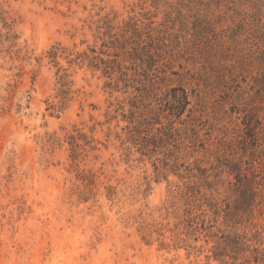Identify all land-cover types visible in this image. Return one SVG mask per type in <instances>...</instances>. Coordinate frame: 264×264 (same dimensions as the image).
I'll return each mask as SVG.
<instances>
[{
  "label": "rangeland",
  "instance_id": "obj_1",
  "mask_svg": "<svg viewBox=\"0 0 264 264\" xmlns=\"http://www.w3.org/2000/svg\"><path fill=\"white\" fill-rule=\"evenodd\" d=\"M0 264H264V0H0Z\"/></svg>",
  "mask_w": 264,
  "mask_h": 264
}]
</instances>
